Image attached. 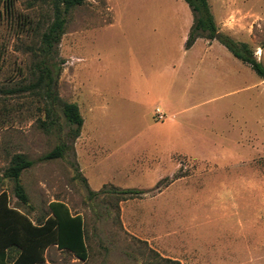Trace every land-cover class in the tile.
Segmentation results:
<instances>
[{
	"label": "rangeland",
	"instance_id": "rangeland-1",
	"mask_svg": "<svg viewBox=\"0 0 264 264\" xmlns=\"http://www.w3.org/2000/svg\"><path fill=\"white\" fill-rule=\"evenodd\" d=\"M207 2L217 32L248 45L264 67V0ZM52 17L49 3L14 0L5 8L0 2V175L14 154L35 161L20 176L28 205L17 201L7 179L0 193L34 223L49 216L51 202L61 201L84 225L86 261L51 246L43 264H264V134L258 137L261 126L258 132L249 123L258 136L247 138L242 125L248 99L260 96L264 114L259 76L245 64L248 73L234 70L223 80V72L210 76L207 64L198 65L188 79L180 75L186 85L189 77L221 85H193L180 112L178 95L186 85L177 92L179 63L221 50L215 44L208 52L198 42L186 51L193 24L188 5L83 0L67 14L52 60L59 69L56 94L76 104L83 119L74 140L75 126L59 105L47 118L40 95L12 92L33 82L35 52ZM222 25L231 32H221ZM157 76L169 85L167 99L154 96ZM62 144V158L38 162ZM89 190L108 194L90 198ZM115 190L149 196L119 202ZM148 211L149 246L131 234L142 227L139 235H145Z\"/></svg>",
	"mask_w": 264,
	"mask_h": 264
},
{
	"label": "trees",
	"instance_id": "trees-1",
	"mask_svg": "<svg viewBox=\"0 0 264 264\" xmlns=\"http://www.w3.org/2000/svg\"><path fill=\"white\" fill-rule=\"evenodd\" d=\"M14 0H0L5 8H9ZM49 3L53 17L48 22L44 32L40 36V43L35 56V78L32 83L12 91L13 93H30L40 95L44 99L45 111L48 116L53 113V107L60 106L67 123L75 126L74 137L80 134L83 119L76 104L64 103L54 90V74L59 69L53 58L57 56V46L64 34L66 16L71 9L83 4V0H38ZM193 14V24L188 34L186 48H190L197 39L215 40L224 46L235 58L250 68L264 79V67L254 58L248 45L236 43L229 37L217 32L216 24L210 11L207 0H183ZM27 22V21H26ZM53 125V121L42 125ZM65 145L56 146L51 152L38 159L50 161L62 158ZM35 161L29 160L24 154L12 155L6 169L0 175V186L7 179L13 183L15 198L22 205H28V196L20 183L22 172L32 168ZM86 184V179L82 178ZM157 191L160 188L157 187ZM110 193V192H109ZM120 197L119 202L131 198H138L146 194L143 191H120L111 192ZM100 194H108L107 191L92 192L89 197ZM49 216L43 221L34 223L28 215L9 205L7 195L0 193V264H43L44 253L47 248L55 246L58 250L72 254L76 259L84 262L88 258L87 246L84 234L83 220L80 215L72 214L61 201L51 202L48 206ZM166 264H180L178 261L162 259Z\"/></svg>",
	"mask_w": 264,
	"mask_h": 264
},
{
	"label": "crops",
	"instance_id": "crops-1",
	"mask_svg": "<svg viewBox=\"0 0 264 264\" xmlns=\"http://www.w3.org/2000/svg\"><path fill=\"white\" fill-rule=\"evenodd\" d=\"M222 28H226V27H224L222 25ZM231 28H232V26L228 27V29L226 28V30L221 29V32H226V33L231 32V31H229V30H231ZM198 42H201L204 45V47L206 48V50H208V52L214 47L215 44H218L219 49H221V50H219L220 55L206 56L205 54H203V55H199L197 57L191 56L190 58H187V59L183 58L182 61L179 63L178 69L175 72V74L177 75V78H176V85L178 87L177 92L184 85H186V82L183 80V77L180 75H184L185 77L187 76L186 78L188 79L187 74H189L191 71H196V68H198L197 66L201 65V64H203V65L207 64L208 65L206 68L204 67L205 68L204 73L208 74L210 76H214L215 73H217L216 76L218 78H220L221 72H223V74H222L223 80L228 79L229 76L233 77L234 76V74H233L234 70L238 71V73H236V74L243 73L244 70H246V72L248 73L249 70H251L248 66H247V69H245L246 65L244 63H242L240 60H238L237 58H235L234 56L231 57L229 55H226L224 53L225 52L224 50L226 48L224 46H222L221 44H219L215 40L214 41H208L206 39H197L195 41V43L186 51L187 52L192 51L196 47V44H198ZM228 65H230L232 67H228ZM234 65H235V67H234ZM159 69H160V66L157 69V71H161L158 73V75H164L162 70H159ZM258 78H259L258 87L261 86L262 94H264V79H262L260 77H258ZM189 80L191 82H187V85L181 89V93H179V95H178V105H179L178 107H181L180 112L186 111V107H187L186 105L188 103V99L191 97V95L193 93V91H191V89L193 88V85L195 87H198V88H201L203 84H205L208 87H210L211 85L213 87H217L218 85H221L219 82H217V84H214V83L211 84L210 81H209V84H206L207 81L204 79H199V80L195 81V83H193L194 80H192V77H189ZM157 81H158V83L156 82V83L152 84V91H153V89L155 90L154 96L162 98V99H167L168 94H169V85H165V84L161 83V80L158 76H157ZM224 95H227V94H224ZM259 97L260 96H258L256 98L253 97L252 99L251 98L248 99V104L245 107L246 108V111H245L246 114H245V119H243V121H242V125L245 129V134H246L245 136L247 138H251V137L256 138V136H258L257 131L260 132L259 126H261L262 131L260 132L258 137H260V135L264 134V114H263L262 107H260V103H259L260 98ZM183 107H184V109H183ZM156 108H158L157 104L155 105V109ZM260 114L262 115V119H261V117H259ZM249 123H252V124L254 123V124L258 125V129H257L256 133L251 132L249 130V127H248ZM248 130L250 132H248ZM157 167L159 168L160 166L158 165ZM160 172L158 171L159 175H161ZM146 191H149V190H146ZM146 194H148V193H146ZM146 194H144V195H146ZM144 195H142V196H144ZM146 196H149V195H146ZM123 211H124V209L122 208V214H123ZM147 217H148V222L146 224L147 227L144 226V230H145L144 234L145 235L144 236L139 235L142 227L140 229H135V231H137V230L138 231L135 233L131 232V234L136 238L144 240L149 246V211L147 213ZM131 219H134V221H135L136 217L134 216ZM121 221L123 222V217H121ZM136 224L138 227H140L143 223H142V221L141 222L138 221V222H136ZM131 225L133 226V225H135V223H131ZM133 227H135V226H133Z\"/></svg>",
	"mask_w": 264,
	"mask_h": 264
},
{
	"label": "built area",
	"instance_id": "built-area-1",
	"mask_svg": "<svg viewBox=\"0 0 264 264\" xmlns=\"http://www.w3.org/2000/svg\"><path fill=\"white\" fill-rule=\"evenodd\" d=\"M155 114L158 116L159 119H161V116H160L161 113H160L159 109H157V108L155 109Z\"/></svg>",
	"mask_w": 264,
	"mask_h": 264
}]
</instances>
